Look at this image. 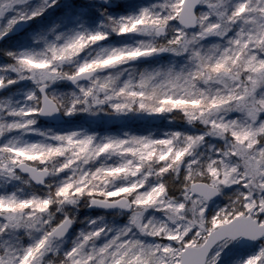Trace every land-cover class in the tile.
<instances>
[{
	"label": "snow or ice",
	"instance_id": "obj_1",
	"mask_svg": "<svg viewBox=\"0 0 264 264\" xmlns=\"http://www.w3.org/2000/svg\"><path fill=\"white\" fill-rule=\"evenodd\" d=\"M56 3L0 0V38ZM202 5H207L206 11L199 7ZM106 12L103 9L101 14ZM107 29L118 35L138 33L150 38L134 45L102 48L107 55L95 65L86 58L81 62L79 56L73 57L72 70H62L67 53L80 54L105 40ZM212 36L219 41L205 47L201 41ZM163 52L185 55L188 63L179 68L132 72L123 80L122 71L115 75L109 72L95 81L90 78L93 67L101 73ZM7 55L15 63L5 67L19 73L20 79H31L38 91L27 93L25 99L30 103L26 105L0 104L5 116L19 117L0 120V136L12 130H31L35 115L105 112L99 108L101 104L107 105L109 114L117 115L182 113L189 124L198 121L204 129L202 134L172 131L160 138L152 134L99 136L78 131L59 134L61 138L66 136L69 147L77 143L85 148L108 145V151L118 148L115 155L119 159L111 168H121V175L127 174L129 179L126 183H109L102 192L89 191L90 181L84 172L91 177L95 168L70 165L59 172L53 169L62 179L58 184H43L47 195H0V234L21 229L40 233L22 251L4 248L0 264H228L225 256L232 250V241L264 238V0H164L159 5L141 7L134 14L106 15L100 27L46 40L41 51ZM59 79L76 84L78 92L70 102L48 91L50 83ZM81 80L88 83H78ZM14 82L0 76V88ZM232 113L239 115L233 118ZM205 136L222 138L224 144L216 149L215 156L187 161L181 181L183 199H176L165 177L179 172L186 157L195 156ZM58 142L51 137L52 144ZM105 155L102 152L97 159ZM58 159L65 162L63 156ZM47 164V160L41 164L35 159L27 142L0 144V178L18 180L21 174H27L39 183L42 175L35 166L47 168ZM231 185L241 186L243 191L215 214L208 213V201ZM58 192L79 194L89 205L123 209L127 222L113 228L102 218L86 217L89 226L57 252L55 242L70 230L61 233L59 225L65 216L76 219L72 210L55 216L52 209L60 212L58 205L65 202L63 195L56 197ZM149 209L161 211L165 219L146 215ZM47 253L53 255L45 260ZM241 264H264V246Z\"/></svg>",
	"mask_w": 264,
	"mask_h": 264
},
{
	"label": "trees",
	"instance_id": "obj_2",
	"mask_svg": "<svg viewBox=\"0 0 264 264\" xmlns=\"http://www.w3.org/2000/svg\"><path fill=\"white\" fill-rule=\"evenodd\" d=\"M68 3H67V2ZM97 0H65L63 5L54 6L52 5L50 8H47L40 16L33 17L29 21V27L23 34L21 35H15L12 36V38L4 41L0 48H9L12 50V53H17L25 50H30L31 48L35 46H44L43 45V39H46L47 41L55 40L57 36H60L61 39H63L65 36L71 34L73 30V25H75V22L71 20V16L77 15L79 10L86 9L88 10L87 13L82 15V18L87 25V27H91L92 29H95L98 27L99 21L101 19L105 20L106 15H111L114 17H118L122 14H132L133 12H137L141 7H145V5H149L154 2V0H130L125 1L121 0L118 2V4H107L105 2H96ZM34 2H37V0H34ZM93 5L94 9H91V6ZM202 5L201 7L203 8ZM71 9V10H70ZM103 9H107V12L105 15L101 14V11ZM71 13V15H70ZM118 15V16H117ZM64 18V19H63ZM65 29H68L67 31H64ZM109 31V29H108ZM110 40L104 41L108 43L116 42V43H123L125 41H133L134 38L138 37L137 34H124V35H118L115 32L110 31ZM44 35L42 38H39L38 35ZM36 35V36H34ZM30 36H34L30 37ZM219 41V38L217 37H209L205 41H201L202 44H204L205 47H210L213 43H216ZM95 45H92L89 48L84 49L79 54V59L82 62L84 58L88 57L91 53L92 55H95L97 50H94ZM30 48V49H26ZM93 49V50H92ZM9 59L13 63L12 57H6V54L4 51H0V64L7 63V60ZM188 63L187 58L185 55H176L170 52H163L155 54L151 58H146L143 60L135 61L134 63L126 64L124 67H129L131 70L135 71L136 73L144 70H154V69H161L169 66H175L179 68L180 66L186 65ZM64 66L71 68V64H64L61 67ZM64 69V68H63ZM123 68H116L117 70H122ZM117 73V72H116ZM20 78H17L14 83H12L8 88H6L7 91L11 94H15L18 90H21L24 88L25 84H28L30 86H33L35 89L36 85L33 84L32 80L29 78H26L27 80L20 83ZM49 91L51 93H54L58 96L63 97L65 100L67 98H72L73 93L77 92L75 90L77 87L76 85H73L69 80L66 79H59L58 81L51 82L49 85ZM36 91V90H35ZM1 99V97H0ZM29 102V101H28ZM8 104L10 106H20L22 102L17 100V97L15 96L13 99H6L3 104ZM107 112V111H105ZM90 112L82 113L81 116H78L77 118L66 120L64 123L60 125H53V124H47L43 122L39 115H35V123L30 126L31 130L24 131V130H12L6 132L4 135L0 136V144L6 143L11 140H16L20 143L25 142L26 140H30L31 142H40V141H49L51 142V136L54 133L63 134L65 132L69 131H80V132H87L89 134L96 133L99 136H105V135H116L120 136L123 135L125 131L135 133L138 135H147L151 133L154 137L160 138L164 136L168 132L172 131H180L182 133L187 134H200L202 133L204 126L200 122H193L192 124H189L185 119L180 118L176 119L173 118L175 113H170L168 116H162V118H169L171 120L166 121L163 119V121L160 122H153L151 123L149 120L143 119V118H136L133 114L134 118L138 119L136 122L133 121H126L123 124H117L110 125L109 127H103L99 124H96L94 120L90 119ZM236 114V113H235ZM182 113L180 116L182 117ZM231 115V114H230ZM233 118L234 116L231 115ZM236 116V115H235ZM19 119V117H12V116H5L2 112H0V120H11V119ZM131 122V123H130ZM133 122V123H132ZM37 130V131H36ZM46 134V135H42ZM212 140V139H211ZM209 140V137L206 136L203 143H201L199 146H197L196 151L200 152L198 158L200 161L206 160L209 156H215L216 155V149L215 146V139L213 141ZM192 159V157H186L185 158V164H183V167L180 168V171L177 173H170L168 174L165 179L167 180L169 186L171 187L172 194L176 192H182L183 189L181 186V181L184 177V169L185 165L188 160ZM99 161L97 162V164ZM156 177H151V180H155ZM45 187H37L30 179L23 176L21 174V179H13V180H5L3 178H0V195L5 193H13L15 192L18 196L26 197L33 194H41L45 192ZM223 201L220 198L216 200ZM71 208V209H70ZM55 213V216H61L62 212H55V209H52ZM72 210L75 212L76 219L74 220L75 226L72 231V234L75 235L76 229L78 227V219L82 215L91 214L97 217V215L103 214L108 215L112 214V210H97V211H91L89 210V204L85 203L83 198L78 202L77 205L67 206L65 208V211ZM122 221V218L120 219ZM40 233L36 230H18V231H7L3 234H0V252L3 251L6 247H13V245H16L18 247H27L29 244H31L35 239L39 237ZM71 243L65 242V245L60 248V251H62L64 248L68 247ZM234 244L231 243L230 246ZM234 250L225 256V259L228 261V264H236L238 259L243 258L245 254L249 252L251 249L248 246H233ZM58 251V252H60ZM52 253H47L45 260L48 258H52ZM224 256V253L222 254Z\"/></svg>",
	"mask_w": 264,
	"mask_h": 264
},
{
	"label": "rangeland",
	"instance_id": "obj_3",
	"mask_svg": "<svg viewBox=\"0 0 264 264\" xmlns=\"http://www.w3.org/2000/svg\"><path fill=\"white\" fill-rule=\"evenodd\" d=\"M64 1L65 0H57V3L55 5L56 6L63 5ZM69 1H71V0H69ZM97 1H98V3L102 1V2H105L107 4H111V5H114L115 4L116 5L121 0H97ZM125 1H130V0H125ZM163 2H164V0H154L153 3H151L149 5L146 4L145 7L151 6V5H154V4L155 5H159V4H162ZM234 2H235V0H229V3H234ZM91 9H94L93 5L91 6ZM202 10H205L206 11L207 10V5L203 6ZM87 11L88 10H86V9L79 10V12L77 13V15H75V17H74V15L71 16V20H73L75 22V25H73V30L74 31H76V30H84V29L93 30L91 27L88 28L87 25L82 22V21H84L83 18H82V15L85 14V13H87ZM134 13L135 12H133L132 14H134ZM70 15H71V13H70ZM122 15H129V14H122ZM101 21H105V20L104 19H101L99 21L98 27L101 26ZM67 30L68 29H65L64 31H67ZM107 31H108V29H107ZM110 31H111V29H109L108 32H110ZM130 34H137L138 37L134 38L133 41H125L123 43H116V42L108 43V42H104V41L110 40V33H109L108 37L105 40L100 41V42H98L95 45L94 50L95 51L96 50L99 51L102 48H104V49H110V48H113V47H123V46H126V45H134L139 40L149 39L150 38V37H148V36H146L144 34H138V33H130ZM34 36H36V35H34ZM34 36H30V37H33L34 38ZM38 36H39V38H42V36H44V35L40 34ZM45 41H46V39H43V45L45 44ZM43 47L44 46H35V47L31 48V49L30 48H26V49H30L29 51H41L43 49ZM0 51L1 52L4 51V53L6 54V57H12V56L7 55L8 52H12L11 49H9V48H5V49L4 48H0ZM154 55L148 56V57H140V58H138L135 61H139V60H143V59L146 60V58H151ZM135 61H130V62L126 63V64H129L130 65L131 63H134ZM14 63H15L14 59H13V63H12V61H10L8 59L7 60V63L5 62V63H2V65L0 64V76H3L5 78V80L12 79V80L15 81L17 78H19V73L15 72L12 68H6L5 67L7 65L14 64ZM126 64L119 65V66H116L114 68L106 69V70H104L103 72H101L99 74L100 75H107V74H109V72H111L113 75H115L116 72L122 71L123 72V75H121L120 79L123 80V79L127 78V76H128L129 73L135 72V71L131 70L129 67H124ZM63 68H64V70H68L69 69L66 66H64ZM116 68H123V69L122 70L115 71ZM22 80L25 81L27 79L24 78V79H19L17 81H19L20 83H22L23 82ZM56 81H58V80H56ZM56 81H53V82L55 83ZM33 84H35V83L33 82ZM80 84L86 85L87 83L80 82ZM10 85L11 84H7L5 88H0V97H1L0 104H3L6 99H13L15 96L17 97V100L18 101L22 102L21 105H26L27 103H30V102H28L25 99V97H26V95H27L28 92L35 91L36 90V87L34 89L33 86H30L28 84H25L23 89L18 90L17 92H15V94H11V93H9V91L6 90V88H8ZM75 90H77V92H78V89L77 88ZM66 100L68 102H70L71 98H67ZM82 113H85V112L77 111V112H74L72 114H66V116H67L66 118H67V120H71V119L77 118L78 116H81ZM128 114L129 113L117 115V114H109V112H97V113L90 114V119L94 120V122H96V124H99L100 126H103V127L104 126L105 127H109L110 125H114L115 123H117V124H123L126 121L127 122L128 121L136 122L138 120L136 118H143V119L149 120L151 123H153V122H160V121H163V119L166 120V121L171 120L169 118H167V119L162 118V116H161V115H163L165 117V116L170 115V113H164V114H160L158 116L148 115V114H145V113H130V114H133L136 118H134L132 115H128ZM231 115H233L234 118H236L239 115V113H236V114L235 113H232ZM262 118H264V114H262ZM78 132H80V131H78ZM185 134H187V133H185ZM200 134H202V133H200ZM208 137H209V140L212 139L211 141H213V139H215V141L217 140L216 143H215V146L217 148L220 147V146H222L224 144V140L222 138L213 137V136H208ZM205 138H206V136H205ZM25 142H29L30 143V140H26ZM217 148H215V149H217ZM195 156L196 157H199L200 156V152L195 150ZM189 157L190 158L191 157L194 158L193 156H189ZM116 160H118V157L113 156V157H111V158H109L107 160V163H113ZM181 167H183V165ZM184 167H185V169H184L183 174L185 175L186 174V165ZM57 178L58 179H62V177H57ZM150 180H151V177H150ZM126 182H127V180H118L117 181V183H126ZM238 191H243V188L241 186H237V185L226 186L225 188H223L221 190V192H220L221 199L223 201L208 202V204H207V211H208V213L215 214V212L217 210H219L220 208L225 207L226 205H228L229 201L230 200H233L235 198V196L237 195ZM173 196L176 199H180V200L183 199V194H182V192H179V191L176 192V193H174ZM67 206H72V205H67ZM111 212H112V214H108V215H105V216L103 214H100V215H97V217H96V216L91 215V214H88V213L86 215L80 216L79 219H78V221H77L78 227L76 229L75 235L71 233V235L68 236L67 238L55 242L54 247L57 249V252L60 251V248L65 245V242H70L71 243L72 240L79 234V231L83 230L86 226H89L88 225V220L85 219L86 217L91 218V219L102 218L105 223L110 224L111 226H113V228H119V227L124 226V224L127 222V216L124 215V210H121V209H119V210L113 209ZM146 215L153 216L154 218H156L158 220L165 219L164 214L161 211H158V210H155V209H149V211H148V213H146ZM121 218H122V221L120 220ZM231 243L234 244L232 246H230L231 244L229 245V248H231L232 251L234 250L232 248L233 246H236V245L239 246L238 241H232ZM262 246H264V240L257 241L253 245L248 246L251 249L249 250V252L247 254H245L243 256V258L238 259V261H237L236 264H241V262H243L247 258H250L251 256L258 254ZM13 248H16L18 251H22L23 248H25V247H22V246L21 247H18L16 245H13ZM232 251H230L228 254H230ZM48 259H51V257L48 258Z\"/></svg>",
	"mask_w": 264,
	"mask_h": 264
},
{
	"label": "clouds",
	"instance_id": "obj_4",
	"mask_svg": "<svg viewBox=\"0 0 264 264\" xmlns=\"http://www.w3.org/2000/svg\"><path fill=\"white\" fill-rule=\"evenodd\" d=\"M20 2L23 3L24 0H20ZM106 55H107L106 52L99 50L95 53V55H92L90 53L89 56L86 57V60H88V63L95 65L97 62L102 63V61H100L99 58L101 56H106ZM78 56H79L78 52L67 53L66 54L67 62L65 64H71L72 67L69 68L68 70H64L62 68V70L71 71L72 68L75 66V61L73 60V57H78ZM90 78L93 81H95L97 79H104L105 77L97 73L95 71V67H93L91 69ZM99 108L104 109V111L108 110L106 104H101ZM129 113H134V112H129ZM173 118L180 119L183 117H181L179 114H175ZM123 134L138 135L128 131H125ZM42 135H46V134H42ZM111 136H115V135H111ZM51 137L53 139L58 140L59 142L57 144H52L47 140L40 142H31V143L27 142L29 145H31V151L34 153L35 159L39 160L41 164H43L45 160H47L48 162L47 168H41L39 167V165L35 166L36 171L42 175V181L39 183L37 182L38 184L43 185L45 183L48 184L60 183L61 179L57 178L55 172H59L64 167L70 165H75L76 168L87 167L89 170L95 168V172H93L91 177L88 176L87 171L84 172V176L88 177V180L90 181V185L88 187L89 191L95 189L102 192L104 187L109 183L117 182L118 180L129 179V176L127 174L121 175V168L119 167L114 169L111 168V164L116 163L117 160L114 161L113 163H107V160L109 158L113 156L117 157L115 153L119 151L118 148H113L111 151H108L109 148L108 145H103V146L97 145L95 147L89 146L85 148L83 144H77V143H73V145L69 147L66 136L61 138L59 136V133H54L52 134ZM53 148H59L60 151H52ZM81 149L84 150L81 151ZM102 152L106 153L105 157L103 159H97L98 157H100ZM61 156L65 158L64 163H61V161L58 159V157ZM97 161H99L98 164ZM53 169H55V172L53 171ZM77 179H79V177H77ZM76 186L79 187V184H77ZM33 195H37V194H33ZM41 195H47V193L43 192L37 196H41ZM61 195H63V200L65 202L60 203L58 205V208L62 213L65 212V208L67 207V205L69 204L77 205L82 198L86 204L88 203L87 199L79 194L69 193L65 195L63 193L58 192L56 194V197H59ZM56 197H53L52 199H55ZM48 202L49 201H44L45 204H47ZM73 222H74L73 220H69L68 217L65 216L64 221H62L61 224L59 225V231L61 233H66L67 230L72 227Z\"/></svg>",
	"mask_w": 264,
	"mask_h": 264
},
{
	"label": "water",
	"instance_id": "obj_5",
	"mask_svg": "<svg viewBox=\"0 0 264 264\" xmlns=\"http://www.w3.org/2000/svg\"><path fill=\"white\" fill-rule=\"evenodd\" d=\"M201 7V6H199ZM28 25H29V22L26 21V22H21L19 23L15 28L14 30L10 31L5 37L3 38H0V46L1 44L12 38V36H15V35H20L22 34L27 28H28ZM80 82H85V83H88L87 80H81L79 81L78 83ZM72 84H74L73 82H71ZM38 91V90H37ZM48 91H49V88H48ZM39 117L41 120H43L44 122L46 123H51V124H56V125H60L61 122H64L65 121V114L61 111V112H58V113H54V114H48V115H43V114H39ZM24 176H26L28 179H30L28 177L27 174H22ZM38 187H42V186H45V185H41V184H38L37 182L33 181ZM221 196L220 192L217 193L215 196H213L210 200V201H214V200H217L219 197ZM113 208H117L119 209L118 207H113ZM90 209L93 210V211H97L99 209H108V208H104V207H101V206H95V205H90ZM74 227V223L72 225V227L70 228L69 230V233H66L65 234V237L62 238L61 240L65 239L66 237H68L72 231ZM261 239H264V238H260V239H256V240H252V239H247V238H241L240 239V245H251L253 244L254 242L258 241V240H261Z\"/></svg>",
	"mask_w": 264,
	"mask_h": 264
}]
</instances>
